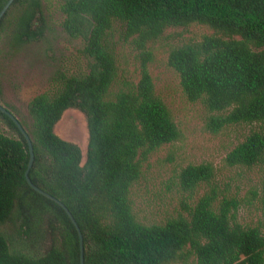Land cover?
<instances>
[{
	"label": "trees",
	"instance_id": "16d2710c",
	"mask_svg": "<svg viewBox=\"0 0 264 264\" xmlns=\"http://www.w3.org/2000/svg\"><path fill=\"white\" fill-rule=\"evenodd\" d=\"M6 2L0 0V10ZM60 10L63 29L84 40L83 52L91 58L87 71L62 74L54 88L28 101L27 117L0 104L31 140L30 180L76 220L84 264H264V0H62ZM115 23L142 56L138 80L116 89ZM191 24L212 33L171 46L167 64L186 99L209 111L212 131L254 125L224 162L259 171V225L237 220L238 201L218 195L209 162L189 163L178 173L179 186L191 197L186 210L159 222H144L135 211L132 189L144 164L182 137L155 91L148 47L166 29ZM42 26L40 0H13L0 19V32L8 31L13 48L36 41ZM70 107L87 119L83 162L81 148L54 131ZM0 120L13 132L0 131V225L12 222L29 247L11 251L0 232V264H80L76 226L62 206L28 184L27 140L2 111Z\"/></svg>",
	"mask_w": 264,
	"mask_h": 264
},
{
	"label": "rangeland",
	"instance_id": "374dc122",
	"mask_svg": "<svg viewBox=\"0 0 264 264\" xmlns=\"http://www.w3.org/2000/svg\"><path fill=\"white\" fill-rule=\"evenodd\" d=\"M62 0H40L43 18L42 34L34 42L13 48L7 32H0V102L15 107L25 117L27 103L35 95L50 91L62 74L87 71L91 58L83 52L84 40L70 36L62 27ZM212 30L202 24L171 27L149 44L148 67L155 91L170 108L182 131L180 140L156 150L144 164L143 173L132 189L135 211L144 222H159L186 210L191 201L188 192L178 184V173L189 163L209 162L215 167L214 183L219 196L238 201L236 218L245 225L262 222V207L258 200L259 171L254 168L227 166L224 158L254 127L252 124L228 125L217 132L208 125L209 111L200 102L186 99L177 73L168 66L171 46L199 40ZM111 37L116 44L118 78L114 89L125 81L136 82L142 58L128 40L123 27L115 23ZM0 131L13 132L0 120ZM61 138L76 143L82 151V162L88 143L87 119L76 107L67 108L54 126ZM203 189L195 194L201 195ZM0 232L10 241V250L26 253V238L18 235L12 222L0 225ZM16 249V250H15ZM25 250V251H24ZM186 264H193L191 261Z\"/></svg>",
	"mask_w": 264,
	"mask_h": 264
},
{
	"label": "water",
	"instance_id": "95a60500",
	"mask_svg": "<svg viewBox=\"0 0 264 264\" xmlns=\"http://www.w3.org/2000/svg\"><path fill=\"white\" fill-rule=\"evenodd\" d=\"M13 0H7V2L4 4V6L2 7V9L0 10V19L3 17L4 13L6 12V10L8 9V7L10 6V4L12 3ZM0 111H2L3 113H5L6 115H8L13 121L14 123L17 125V127L19 128V130L24 134L28 146H29V150H30V160L28 163V167L25 171V177H26V181L28 182V184L35 189L37 192L41 193L42 195L54 200L55 202H57L60 206H62L64 208V210L67 212V214L69 215L70 219L72 220V222L74 223V225L76 226L77 232H78V237H79V247H80V264H84V246H83V235L82 232L78 226V224L76 223V220L74 219V217L72 216L71 212L69 211V209L64 205V203H62L60 200H58L57 198H55L54 196L50 195L49 193L45 192L44 190H42L41 188H39L38 186H36L29 178L28 176V171L32 165L33 162V148H32V144H31V140L27 134V132L25 131L24 127L21 125V123L19 122L18 118L8 109H6L3 105L0 104Z\"/></svg>",
	"mask_w": 264,
	"mask_h": 264
}]
</instances>
